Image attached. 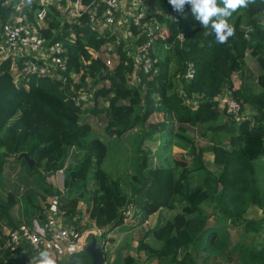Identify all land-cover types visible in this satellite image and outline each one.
Listing matches in <instances>:
<instances>
[{
	"label": "trees",
	"instance_id": "trees-1",
	"mask_svg": "<svg viewBox=\"0 0 264 264\" xmlns=\"http://www.w3.org/2000/svg\"><path fill=\"white\" fill-rule=\"evenodd\" d=\"M7 1L0 0V23L11 11L12 1ZM92 1L79 0L86 9L72 19H60L53 5L45 7L47 20L38 29L47 43H61L65 82L70 81L69 72L78 73L77 81L71 84L73 91L86 97V89H78L88 83L91 94L86 98L91 99V106L81 109L71 99L68 83L63 85L48 75L30 74L15 83L9 60L0 61V177L4 163L20 165L17 178L26 182V187L19 214L25 219L31 210L40 212L42 202L54 195L56 214L70 220L79 210L77 202L84 201L87 219L105 234L126 226L124 219L130 213L126 209H135L133 214H138L141 223L157 209L165 208L174 211L146 229L147 238L137 240V256H125L124 264H264V242L259 244L246 235L258 231L260 222L243 217L252 205L264 213V189L255 169V161L264 155V25L259 19L264 0H254L232 13L229 23L235 35L224 44L216 43L211 28L194 19L190 5L178 13L168 0H148L151 6L141 21L152 18L159 24L152 36V45L158 48L153 49L158 57L154 61L156 71L137 68L131 84L127 81L135 59L123 42L114 45L112 55L116 58L111 68L87 50L99 49L105 40L86 22ZM39 6L33 0L24 8L28 15ZM128 30L135 44L145 38L143 32L137 35L138 28L131 19ZM178 33L181 40L176 37ZM163 44L168 46L164 49ZM246 54L254 58L257 67L255 85H245ZM186 61L192 62L190 78L183 77ZM233 73L241 80L236 87L231 84ZM104 80L106 83H98ZM221 93L235 98L240 106L247 104L252 114L229 126L216 122L224 110L218 107ZM188 97L198 99L197 103L189 105ZM99 98L105 105H97ZM86 111L103 117L104 136L119 137L129 129H139L134 136L132 172L121 174L115 168L111 173L102 167L106 143L99 134L90 135V123L82 116ZM154 112L161 114L159 127L151 123L150 128L145 127L144 121ZM196 126H200V137L211 133L206 145H197L187 132ZM221 133L226 135L227 144L222 143ZM143 140L156 142L154 153L158 156L167 150L165 161L161 158V163L149 166L147 154L151 149L148 145L140 147ZM173 141L185 148L190 161L182 158L184 153L179 158L171 155ZM203 150L211 153L215 172L202 158ZM20 152L33 159L32 168L23 157L11 158ZM58 169L61 189L45 180ZM18 198L14 190L0 189V239L4 238L3 227L18 224L10 212ZM207 202L212 204L213 213L203 211ZM235 226L241 227L243 238L232 239L228 229ZM1 251L7 253L0 249V264H11ZM142 253L144 259L140 261L138 255ZM84 254L87 262L83 264H89L90 254ZM23 255L30 256L29 252Z\"/></svg>",
	"mask_w": 264,
	"mask_h": 264
},
{
	"label": "rangeland",
	"instance_id": "rangeland-1",
	"mask_svg": "<svg viewBox=\"0 0 264 264\" xmlns=\"http://www.w3.org/2000/svg\"><path fill=\"white\" fill-rule=\"evenodd\" d=\"M12 1L11 6L13 4L14 1L16 0H10L9 3ZM37 2H39L41 5H44V7L47 8V6L49 5H53L57 10L58 14L57 16L60 19H72L74 17H76L75 15L73 16L74 12H77V10L79 9V7H81L82 5H76L74 4V2L69 1V0H65V2L63 4H60L58 2V0H43V3L40 2V0H37ZM140 3H137V6ZM10 6V7H11ZM130 8H129V7ZM128 6L126 5L123 9H118L115 10L114 12V18H113V22L111 25H109L108 27L105 28L106 31H103L102 34L105 38L104 42L100 45L99 48V56L100 57H109L111 59L114 58V55H112V53H114V45L118 44L120 42H123L128 48L129 46H133V35H131L130 31L128 30V25L130 23V19L132 17V14L135 12V8L133 4H128ZM151 6V3L145 1L144 2V6L143 8L146 9V11L149 10ZM84 7V6H82ZM34 10H32L33 12ZM28 16L30 17V19L32 20V14L28 13ZM259 19L261 21V23L264 25V13H261L259 15ZM46 17L44 18V20H42L41 22H39V24L35 23V26L38 28L40 26H42L45 24L46 22ZM1 24V23H0ZM40 25V26H39ZM155 46V50H157L158 48L156 47V45H153V47ZM158 46V45H157ZM162 46V45H161ZM11 54L12 51V54ZM93 54H95V52H93ZM157 56V54H156ZM113 57V58H112ZM8 59L9 62L14 61L18 64L19 62V54H18V49L16 48H8L7 45L1 40L0 38V61L1 60H6ZM245 71H244V80H245V85H255V76H256V72H257V67L255 65V61L254 58L251 57L250 55L246 54L245 55ZM243 80V81H244ZM129 84L134 83V78L132 76H128V81ZM98 83H106V81H99ZM231 84L232 87H236L238 85L241 84V80L239 75L234 74L231 75ZM188 104L189 105H194L197 103L198 99L196 98H187ZM98 104L97 105H105V101L102 98L98 99ZM219 107V106H218ZM220 109V108H219ZM252 114V111L250 109V107L247 104H242L241 106L239 105L238 110L235 113H227L224 110L221 111V113L219 114L220 116L218 118H216V122H221V124L225 125V126H229L230 124H233V122L238 121L239 119L243 118V117H249ZM82 116L90 123L91 126V133L90 135H94V134H99L100 138L106 143V147H107V151H106V155L102 161V167H104L106 169L107 172H111V173H115L114 169L115 168H119L120 170H118L119 173H124L127 171V173L132 172V170L134 169L135 166V158L134 155L136 153L135 151V144H136V138L134 137L136 133H138L139 129L138 128H132L129 129L127 131H125L123 134H121L119 137H114V136H104L103 134V126H104V120L103 117L99 114H93L90 111H86L82 114ZM162 120L161 114L154 112L152 114H150L147 119L144 121V125L145 127H149V123L154 124L156 127H159V122ZM175 126V122L173 123V127ZM150 128V127H149ZM200 128V126H196V127H192L189 130L187 129V132L189 134H192L195 137V142L197 143V145H206L209 139L208 137H210V132H208L206 134V138L204 137H200L198 136V129ZM173 129V128H172ZM221 141L223 144H227V137L226 135H223V133L219 134ZM152 141V140H151ZM157 141V140H156ZM135 142V143H134ZM173 144L170 145V153L174 158H179L180 157V153H184V156H182V158L184 160H188L190 161V155L187 154L185 152V148L179 147V145L173 141ZM140 147L144 148L146 145H148L149 149H151V152H149V154H147V164L149 166H153V165H157L158 163H161V158H163V161H165L166 157L168 156V152L167 150L165 151H160L159 154L160 156L156 155L154 153V148L156 146V142H149L147 143V141H142V143L139 144ZM156 149V148H155ZM202 158H204V160L206 161V165L209 167V169H211V171H216L214 170L215 168L213 167L212 163H211V153L208 150H203L202 152ZM187 166H190V162H188ZM255 169H256V175L257 178L259 180V184L260 187L262 189H264V155L259 157L256 161H255ZM21 168L20 165H18L17 163L13 164L12 167L9 166V164L6 162L3 165V169H2V176L0 177V189L2 191L5 190H14L15 193L17 195H19L18 201L14 204V206L11 208V214L14 217V219H18V223L19 222H28L30 223L31 220H34L37 224L41 225V220H40V215L42 216V218L45 216V222L47 221V216H48V208L46 207L45 203H50L51 200L54 195L51 196H47V201H43L42 202V207L40 212L39 211H32L30 213L27 214L26 218L24 219L20 214V210H22L21 207V197L24 194V188L26 187V182L21 181L19 178H17L18 173L20 172ZM122 171V172H121ZM61 170L57 171V172H53V174L47 176L45 178V180L47 181L48 184H50V186H53L57 189H60L61 186ZM132 182L134 183V181L132 180ZM90 183V181H89ZM88 183V186H89ZM38 203L41 202V199H37L36 200ZM77 207L80 209L78 210V215L75 216L76 220H79L81 222H78L76 220H72L69 221L71 224H75L77 223L78 229L81 231V240L80 243L83 242V239H88V237H85L86 235H89V239H91V241L94 242L93 239H96V241L99 239H101V236L99 234H97L94 231V227H97L95 225H93L92 227V222L86 218L87 214H86V209H85V205H84V201H78L77 202ZM176 209H178V207H176ZM175 209V210H176ZM129 211V209L127 210V212ZM174 210H172L171 212H173ZM203 211L207 212V213H213V206L210 202H207L204 206H203ZM169 213V211L165 208H163L161 210V218H159L160 220L165 218L167 216V214ZM53 218L55 217V214H52ZM216 216V215H215ZM214 216V218H215ZM246 219H252L254 221H259L260 222V228L258 231L254 232L253 230L250 232H246V235L248 237H253L255 239V241L257 243H263L264 242V213L261 212V210L259 209V207L257 206H249L248 209L245 211L244 216ZM212 219V218H211ZM133 221V220H132ZM131 221V222H132ZM41 222V223H40ZM130 220H127V223L130 225H132L133 223H131ZM126 223V224H127ZM131 230L128 229V231H130V237L129 239H131L132 237H138L137 239H139L140 237H144L145 232H146V228L147 225H145V229L139 228L137 227V225H132ZM101 228V227H99ZM102 229V228H101ZM2 229H0L1 231ZM4 231V230H3ZM102 231V230H101ZM229 233H231V237L232 239L234 238H243V233L241 230L240 226H235V227H229L228 229ZM245 235V234H244ZM93 245V244H91ZM90 250L91 249H95L93 246H89L88 247ZM87 251V249H85ZM2 252V251H1ZM88 252V251H87ZM39 252H34L33 251V255H35V257H33V255L31 253L30 256H24L22 253L21 254H11V253H3L7 256V258H9L11 264H31V262H36L37 264H39ZM106 254L108 255V251L106 250ZM55 259H56V264L59 263V261H62V259L64 258L63 255H61L60 250H55V252L52 254ZM85 255L83 250L80 251H75L73 253V257L72 259L77 260L76 262L79 264H83V262L80 259L81 256ZM86 256V255H85ZM138 259L140 261H143L144 259V254L142 253L141 255H138ZM27 258H30L27 259ZM27 259V260H26ZM84 261V260H83ZM87 262V261H86ZM233 262L231 261L230 264H232ZM153 264V263H150Z\"/></svg>",
	"mask_w": 264,
	"mask_h": 264
},
{
	"label": "built area",
	"instance_id": "built-area-1",
	"mask_svg": "<svg viewBox=\"0 0 264 264\" xmlns=\"http://www.w3.org/2000/svg\"><path fill=\"white\" fill-rule=\"evenodd\" d=\"M145 1L148 2V0H93L87 11L86 22L88 27L91 30L102 33L106 27L112 24L115 10L122 9L130 3L134 5L135 12L131 17L132 24L136 25L138 28L137 35L143 32L145 38L137 44H135L133 40V46H129V50L135 59L133 71H131L130 74L132 77L135 70L139 67L143 71H152L153 73L156 71L154 61H156L158 57L153 54L154 47L152 45V36L159 24L152 18L141 21L142 15L146 13V9L143 8ZM73 2L76 5H80L79 0ZM137 3L140 4L137 6ZM26 5L24 0H16L12 4L10 13L0 24V38L9 49L16 48L19 51L42 52L37 57H23L19 62L20 66L17 65L19 67H10L9 65V71L13 82L16 83L19 78L30 74L48 75L51 79H60L63 85L68 83L69 90L72 93L71 99L78 104L81 109L91 106V99L86 98L91 94L88 83L82 85V87L78 89V91H80L82 88H85L87 91L86 97L73 91L74 86L71 84L77 81L78 73L69 72L70 81L65 82L66 78L62 74V71L65 69V60L62 56L61 43L59 41L47 43L38 30L39 27L37 28L35 26V23L39 24V22L45 18L44 5L39 6L33 11L32 20L28 17L24 8ZM85 9L86 7H79L77 12H74L73 16L75 15L77 17L80 14V10ZM176 37L178 40H181L182 34L178 33ZM162 46L165 49L168 45L163 44ZM87 50L91 56H99V49L94 50L87 48ZM93 52H95V54H93ZM100 58L108 68H111L116 56L114 55V58L112 57L113 59L109 57ZM192 72V62L186 61L183 77L190 78ZM84 81H87V78H85ZM217 98L219 107L223 108L225 112L235 113L238 110L239 102L229 94L221 93ZM51 200L53 201L46 206L49 214L44 224L39 225L34 220H31L30 223L29 221L19 222L16 226L11 228L3 227L4 231H2V234L4 238L0 239V249H5L8 253L16 255L25 252H29L33 255V251L40 252L48 250L50 247L57 246L56 243L59 242L70 246L79 244L81 240V231L78 229L77 224H68L67 221H63L61 217L57 219V215L55 214V197ZM127 210L128 209H126L125 212H127ZM52 214H55L54 218ZM101 230L102 229L99 227H94V231L97 234L101 233ZM33 256L35 257V255Z\"/></svg>",
	"mask_w": 264,
	"mask_h": 264
},
{
	"label": "crops",
	"instance_id": "crops-1",
	"mask_svg": "<svg viewBox=\"0 0 264 264\" xmlns=\"http://www.w3.org/2000/svg\"><path fill=\"white\" fill-rule=\"evenodd\" d=\"M4 2L8 3L7 0H4ZM40 2L43 3V0H40ZM12 52H14V51H12ZM12 52H11V54H12ZM41 52L42 51L30 52L27 50H22V51L18 50L19 62L21 61V59L23 57H29V56H36L37 57L41 54ZM8 54H10L9 51H8ZM19 62H18V64H19ZM9 65H10V67L11 66H13V67H19L20 66V65L17 66V63L14 61H12V62L10 61ZM57 171H59V170H56L55 172H57ZM60 189H61V186H60ZM161 210H162L161 208L157 209L156 211H154L153 213L148 215L147 218L145 220H143V222L139 223L138 222V214H136V213L133 214V212H135V209H133V208L129 209V211H130L129 217L124 219V225H126V226L125 227L122 226V228H120V227L112 228L111 230H108L105 234L99 233V235L101 236V239H99V241L98 240L96 241V239H93L94 240V242H93V241H91V239H89V235H86L85 237H88V239H83V242H81L75 246H70L68 244L59 242V243H56L57 246L50 247L48 250H44V251H49L51 254H53L55 252V250H58V251L60 250V253H61V255L64 256V258L62 259V261H59L58 264H79L76 262L77 260L72 259L73 253L75 251H80V250L87 252V251H85V249H87V247L89 245L93 244L91 246H93L95 248V250H92L90 253H91L92 259H93V256H97V253H98L99 257L95 259V262H97L98 264H124L123 260H124L125 256L128 255V256H131L134 258L137 256L135 247H136L138 237H136V238L132 237L131 239H129L130 231H128V229L131 230V228H133V227H131L133 224L137 225V227H139V228L143 227L144 229L146 228L145 225H147L146 229H148L152 224H154L161 217V215H160ZM171 211L172 210H169V213H172ZM78 213L79 212H77L75 216H77ZM86 214H87V211H86ZM56 215H58V214H56ZM75 216H72L71 219L76 220ZM58 218H59V215L57 216V219ZM61 218L63 219V221H65L64 217L61 216ZM85 219H87V216ZM127 220H130V222L133 220L131 222L133 224L129 226V224L127 223ZM66 221L68 224H71L69 222L71 220H66ZM76 221H77V223L81 222L79 220H76ZM41 222H40L41 225L45 223V216L43 217V220ZM77 223H75V224H77ZM92 227H93V224H92ZM144 236H145V238H147L146 235H144ZM144 240L151 242L150 241L151 239H144ZM106 250L108 251V255L106 254ZM92 259L90 260L91 263H92ZM79 260H81L83 262L84 259L81 256ZM38 261L40 264V255H39ZM56 262L57 261L55 259V264H56ZM84 262H86V259L84 260ZM91 263H89V264H91ZM31 264H37V263L31 262Z\"/></svg>",
	"mask_w": 264,
	"mask_h": 264
},
{
	"label": "clouds",
	"instance_id": "clouds-1",
	"mask_svg": "<svg viewBox=\"0 0 264 264\" xmlns=\"http://www.w3.org/2000/svg\"><path fill=\"white\" fill-rule=\"evenodd\" d=\"M37 1V0H36ZM31 5L33 0H24ZM175 12L183 13L185 5L191 6V13L204 28H211L215 42L227 43L235 35V28L229 23L232 13L239 8H246L254 0H168ZM222 3V7L219 4ZM40 264H55V257L49 251L40 252Z\"/></svg>",
	"mask_w": 264,
	"mask_h": 264
},
{
	"label": "water",
	"instance_id": "water-1",
	"mask_svg": "<svg viewBox=\"0 0 264 264\" xmlns=\"http://www.w3.org/2000/svg\"><path fill=\"white\" fill-rule=\"evenodd\" d=\"M20 157H23V159L26 161V163L28 164V167L29 168H32V166H33V159L31 158V157H29V156H27L24 152H20V153H18V154H16V155H14V156H12L11 158H15V159H18V158H20ZM89 246H91V245H89ZM88 246V247H89ZM87 247V251H88V253L90 254V257H91V251L92 250H95V249H89ZM86 251V250H85ZM99 257V255H98V253H97V256H93V259H92V257H91V259H92V263L91 264H98L97 262H95V259L96 258H98Z\"/></svg>",
	"mask_w": 264,
	"mask_h": 264
}]
</instances>
